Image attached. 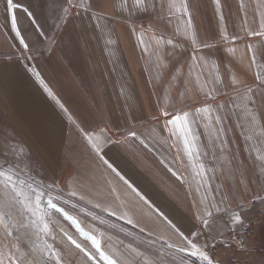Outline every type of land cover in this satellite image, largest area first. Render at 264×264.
<instances>
[{
  "label": "crops",
  "instance_id": "0c3cea01",
  "mask_svg": "<svg viewBox=\"0 0 264 264\" xmlns=\"http://www.w3.org/2000/svg\"><path fill=\"white\" fill-rule=\"evenodd\" d=\"M18 2L20 8L7 10V0H0V152L4 155L11 146L12 157L19 160L30 153L37 172L44 171L56 180L55 186L69 195L75 192L79 200L83 196V203L99 210L108 225L86 218L85 230L102 240L103 250L124 264H153L164 241L172 242L168 230L142 202L133 208L122 182L97 166L79 128L92 130L102 146L105 136L127 137L105 147L109 157L185 229L196 223L194 201L207 204L222 192L236 193L235 199L229 196L220 205L228 211L214 225L225 233L217 237L224 242L208 249L214 248L225 264L230 259L264 264V205L252 206L244 193L245 186L257 192L264 185V110L249 103L252 93L247 91L259 84L257 76L264 78V34H259L264 33V0H156L147 15L134 8L132 0H96L88 11L73 7L66 22L58 19L65 15L66 0ZM91 2L83 0L85 6ZM13 15L22 34L28 30L26 42L37 39L41 25L46 30L42 43H30L26 55L31 59L20 55L23 46L11 28ZM233 35L240 38L233 40ZM204 43L212 48H204ZM197 55L199 60L194 59ZM217 105L223 107L217 111ZM204 108L210 111H196ZM184 112L187 125L161 127L164 113L170 119ZM217 116L225 117L226 131H220ZM201 165L203 176L197 174ZM233 210L243 223L225 228ZM128 218L138 226L128 225ZM15 223L8 216L0 224L3 257L15 253L25 264H40L55 250L61 264H97L67 240L64 231L90 244L73 229L56 232L49 227L45 232ZM235 232L244 234L251 250L238 248ZM146 241L155 245L149 247ZM177 249L163 248L164 264H190Z\"/></svg>",
  "mask_w": 264,
  "mask_h": 264
},
{
  "label": "snow or ice",
  "instance_id": "6c2138e0",
  "mask_svg": "<svg viewBox=\"0 0 264 264\" xmlns=\"http://www.w3.org/2000/svg\"><path fill=\"white\" fill-rule=\"evenodd\" d=\"M125 4L127 3V0H124ZM217 4H219V0H215ZM67 7H63L62 5V11L65 13L64 16L58 17V19L65 20L70 19V13L71 9L73 7L77 9H83L85 11L90 10L93 8L96 4V0H92L91 3L87 4L86 6L83 4V0H66ZM132 6L136 9H139L142 11L145 15L149 14L150 8L156 7V0H132ZM18 0L14 2V0H7L6 8L7 10H15L20 8ZM161 9L164 8L163 2H161L160 5ZM184 10L187 12L188 7L187 5L184 6ZM22 11L28 16L33 17V13L29 11L27 7H22ZM99 19V17H97ZM220 19L223 20L224 17L222 13L220 14ZM30 26H32V21L30 20ZM261 28H264V22L260 24ZM11 28L15 31L16 36L19 37V44L23 47L20 48V55L23 56L25 59H31V57L26 55L27 51H31L30 43L39 44L43 41L40 39L42 35H46V30L43 28V26H40V30L35 32V35L37 36V39L35 41L26 42L27 40V29L24 30L25 34H22L21 28L18 26V18L17 16L13 15L11 17ZM134 30V29H133ZM252 34H257L253 32ZM264 34V33H259ZM240 37L238 35H233L232 39L237 40ZM168 44H172V40L167 41ZM182 46V45H181ZM204 48L211 49L212 45L208 43H204ZM175 47V46H174ZM193 51H196V49H193ZM194 59L199 60L200 57L197 55L194 57ZM230 75V73H228ZM256 80H259V84L256 85V88L253 89L252 87H249L247 89L248 92L252 93V97H249V103L253 105L254 108L264 110V78H261L260 76H257L255 78ZM255 82V81H254ZM43 83V81H41ZM46 91H48L49 95L51 96L52 93L47 87L45 88ZM259 92V95L256 96V92ZM253 97H255L253 99ZM60 108L67 112V109L64 108L63 104L59 105ZM223 107V105H217V111ZM196 111H210L208 108L204 109H197ZM166 118V122L164 125H161L162 128L167 127L168 125H171L173 127V130H175L176 126L178 125V122H183L184 125H187V117L188 113L184 112L182 115H171V118L168 119L167 117L170 115L169 113L163 114ZM225 117L224 116H217L216 121L218 124L222 125L220 128V131H226V126L223 125ZM186 131H190V128H187ZM79 132L83 139L86 141V147L90 150L91 153H94L95 157L98 160V167H103L106 169L110 174H114V177L119 181L122 182L127 195L131 197L130 203L132 204L133 208L139 206L140 202L143 203L144 206H147V208L159 219V221L164 225L165 229L169 232V240L172 242L169 243L167 240L164 241V245L159 250L160 255H157L155 260L153 261V264H164L163 259V248H176L178 247V250L181 253H187L190 257L198 258L199 260L206 262V264H213V260L209 257L207 248L210 244L215 246L217 243H223V240H218L217 237H222L225 235L224 232L216 231L214 228V225L217 223L218 220L223 219V213L228 211L227 207L221 208V204H226L228 201L229 196H231L233 199L236 198V193L234 192H222L221 197L219 199H212L208 200L207 204H204L203 201H194L196 204V212L194 213V217L196 220V223L192 225L191 228H184L181 220L175 216L170 218V215H166L164 211H161L159 207H156V205L153 203L152 200H150L142 191V187L140 186L138 181H133L130 178H128L127 174L124 172L123 168L117 164L111 157H109L108 152L105 150V147L109 144L112 145H118L123 142V140L127 139V137H124L122 140H112L110 136H105L103 144L101 145L99 141V137L95 136L93 134L92 130L86 131L83 127L79 128ZM102 134V133H101ZM129 136L135 137V132H129ZM185 149L188 151V154L191 155V149L189 146L188 140L185 138ZM223 143V141H222ZM0 155H3L2 152H0ZM23 164L25 168L35 173L36 176H39L40 173L36 171L37 168V162H35L29 153L25 159L16 160L14 158H6L4 160V164L0 165V183H3L5 187H10L12 192L15 194V196H23V192L18 190L17 183L13 180V176L16 175L17 171H23V169L20 168V165ZM5 166H7L5 168ZM175 174V173H174ZM201 176L205 174V169L203 165L200 166V171L197 173ZM32 183L27 184V188L30 190L31 195L35 197L34 202L32 203L33 208H38L41 202V198L43 195H48V205L56 209L57 211L61 212L64 219L70 223L71 226H74L76 233L79 234V236L82 238L83 241L90 242V244H84L83 242H78L77 239L73 237L72 234H70L67 231H64L61 229V231H64V235L67 237V240L71 243V245H74L76 249L80 250L84 253V255L87 257L88 260H96L97 264H100V261H103L104 264H124V262L120 259L114 258L112 254L109 252L103 250L102 240L98 239L96 235H94L90 231H86L81 223L73 216L70 215L69 212L65 211L64 208L58 207L57 202H55L56 198L52 197L50 193L55 190L56 180L53 179L51 183L47 182L46 177H41V181H37L34 177L31 178ZM20 184H25V181L21 180ZM113 192L116 191V189H112ZM244 193L248 194L250 199V204L252 206H255L257 204L264 205V185H262L257 192L250 191L247 186L244 188ZM213 195H215V190H213ZM70 196H76L75 192L70 193ZM207 198V197H205ZM11 200V197L9 198ZM81 200H83V196L80 197ZM67 203V201H65ZM203 205V207H201ZM75 207V205H73ZM95 207L99 208L100 205L97 204ZM244 205H237V208H243ZM105 211H109V209H105ZM35 214V213H34ZM111 216H116V211H110ZM9 216V213L3 210H0V224L4 223L5 219ZM45 216H47V213H44L43 216L40 217V221L43 224V230L45 232L49 231V224L45 222ZM96 219H99L96 217ZM119 219L123 220L125 219L124 216H120ZM126 223L128 225H132L133 227H137L138 223L134 224L133 219L128 218ZM243 223V219L241 214L238 211L233 210L231 212V216L228 220H224V226L225 228H231L232 225L235 224H241ZM7 235H11L10 232H7V229H5ZM141 232L144 231L143 228L140 229ZM152 233H149V236H151ZM203 237V239H201ZM54 238V237H53ZM19 239V237H18ZM149 245V247L155 245V241H146ZM239 247H243L242 242H238ZM15 247V245H13ZM50 249L52 248V245L50 244L48 246ZM55 253V261L56 264H61L62 256L53 250ZM130 251L134 253L135 255H142V253L138 252L134 248H130ZM0 257H3V253H0ZM97 257L99 258L97 260ZM53 257H45L40 264H49V261ZM7 261V264H25V260L17 257L15 253H12L8 255L7 257L0 258V264H5Z\"/></svg>",
  "mask_w": 264,
  "mask_h": 264
},
{
  "label": "rangeland",
  "instance_id": "374dc122",
  "mask_svg": "<svg viewBox=\"0 0 264 264\" xmlns=\"http://www.w3.org/2000/svg\"><path fill=\"white\" fill-rule=\"evenodd\" d=\"M5 148L4 155L0 157V165L4 164V160L6 158L19 160L18 158L12 157L11 152H13V150L11 146H7ZM6 167L7 166H5V168ZM20 168L23 169V171H17L16 175L13 176V180L17 183L18 190L23 192V196H15L10 187H5L3 183H0V204H2L5 211L9 213L10 219L12 220L13 217V222H16L15 224L20 225L21 227H36L38 230H41L43 229V224L40 221V217L43 216L44 213H47V216H45V222H47L49 227L54 231L56 230L57 232L58 230V232H60L61 228L66 229L67 227L75 231L74 226H71L70 223L64 219L61 212L48 205V195L42 196L38 208L32 207L35 197L31 195V192L26 185L32 183V177H34L37 181H41V177H46L48 183H51L52 179L44 171H40L41 173L38 171L40 175L36 176L34 172H29L23 164L20 165ZM21 180L25 181V184H20ZM50 195L56 198L55 202H57V206L64 208L70 215H73L81 223L84 229H89L86 218L91 219V221L95 223H102L105 226L108 225L107 221H103V215L99 210L93 208L92 206H88L73 196H70L68 193L61 190L59 186H55V190L52 191ZM10 197L11 200L9 199ZM65 201H67V203H65ZM73 205H75V207H73ZM96 217L99 219H96ZM247 249L251 250L249 246H247ZM206 250L209 257L213 260V264H225L216 257L214 248H207ZM181 255L186 257L190 264H206V262H203L198 258L190 257L187 253H181ZM54 256L55 254L53 253V257ZM229 261L230 262L228 264H238L236 259H230ZM53 262L56 264L55 258Z\"/></svg>",
  "mask_w": 264,
  "mask_h": 264
},
{
  "label": "built area",
  "instance_id": "2783aa9c",
  "mask_svg": "<svg viewBox=\"0 0 264 264\" xmlns=\"http://www.w3.org/2000/svg\"><path fill=\"white\" fill-rule=\"evenodd\" d=\"M238 242L243 243V247L238 246L240 250L247 249L246 238L241 232H235V243L238 245Z\"/></svg>",
  "mask_w": 264,
  "mask_h": 264
}]
</instances>
